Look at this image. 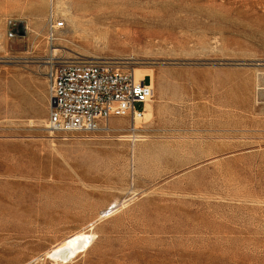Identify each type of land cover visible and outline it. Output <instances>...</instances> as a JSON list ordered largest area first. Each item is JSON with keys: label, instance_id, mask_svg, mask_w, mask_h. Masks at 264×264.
<instances>
[{"label": "rangeland", "instance_id": "374dc122", "mask_svg": "<svg viewBox=\"0 0 264 264\" xmlns=\"http://www.w3.org/2000/svg\"><path fill=\"white\" fill-rule=\"evenodd\" d=\"M54 7L51 43L50 0H0V264H55L46 252L90 224L68 264H264V0ZM93 57L152 71L141 140L116 119L48 130L50 67Z\"/></svg>", "mask_w": 264, "mask_h": 264}, {"label": "built area", "instance_id": "2783aa9c", "mask_svg": "<svg viewBox=\"0 0 264 264\" xmlns=\"http://www.w3.org/2000/svg\"><path fill=\"white\" fill-rule=\"evenodd\" d=\"M64 22L50 10L48 40L53 43ZM47 128L62 138L93 136L107 131L112 119L129 123L130 141L141 139L137 132L146 104L154 91L151 79L138 80L135 70L117 61L84 59L53 63L48 73Z\"/></svg>", "mask_w": 264, "mask_h": 264}, {"label": "bare ground", "instance_id": "6f19581e", "mask_svg": "<svg viewBox=\"0 0 264 264\" xmlns=\"http://www.w3.org/2000/svg\"><path fill=\"white\" fill-rule=\"evenodd\" d=\"M65 3L66 2H63L62 6H60V8L58 7V9L59 10L61 9L62 12L64 11L65 15L66 14H71L70 10L68 9V6L65 5ZM50 8H51V11H55L56 12V8L54 7V0H50ZM73 14H75V13H73ZM71 23H72V26L74 24V26L79 27V26H82L83 22L81 20H79L78 16H74L71 19ZM91 25H94V23H92ZM56 40H58L60 42V41H62L64 39H62L60 37L59 39L57 38ZM52 48H54V47H52ZM52 52L57 53L58 50H52ZM93 58H97V57H93ZM135 74H136L137 79L138 80H142V81L146 77H149L151 79V85H152V88H153V91H154V87H153L154 83H153V73H152V71L146 70V69H141V68H136ZM152 114H153V108L150 105V103H147L146 107H145V112H144V116H145L144 119L149 121L151 116H152ZM116 120H118V125H122L123 122H127V120H124V119H116ZM117 129L118 130H122V131L124 130L123 128H117ZM112 130L114 131V130H116V128L107 127V131H112ZM128 137L129 136H126V138H125L123 136V137H120V138H121V140H126V139L128 140ZM118 139H119V137H118ZM83 190H84L83 191V197H84L85 200H90L93 197L99 195V193H100V187H98V186L97 187L96 186L87 187V189H83ZM121 205H123V204H121ZM117 207H113L107 213H105V215H107L108 213L109 214L115 213L118 210V208H119V207L118 208ZM92 227H93V224H90L89 226L87 225V227H84L83 229H81L79 231L77 230L76 232H74L71 235H69L66 238H64L59 243L55 244L49 251L46 252V258L51 260L52 263L54 262L55 264H68V263L74 261L75 259H77L80 255L86 254L92 248V246L94 244V241L96 239V236H97V235H95L96 233H93V228Z\"/></svg>", "mask_w": 264, "mask_h": 264}, {"label": "crops", "instance_id": "0c3cea01", "mask_svg": "<svg viewBox=\"0 0 264 264\" xmlns=\"http://www.w3.org/2000/svg\"><path fill=\"white\" fill-rule=\"evenodd\" d=\"M148 78V77H147ZM145 81H147V79H145Z\"/></svg>", "mask_w": 264, "mask_h": 264}, {"label": "trees", "instance_id": "16d2710c", "mask_svg": "<svg viewBox=\"0 0 264 264\" xmlns=\"http://www.w3.org/2000/svg\"><path fill=\"white\" fill-rule=\"evenodd\" d=\"M147 80H149V78H147Z\"/></svg>", "mask_w": 264, "mask_h": 264}]
</instances>
